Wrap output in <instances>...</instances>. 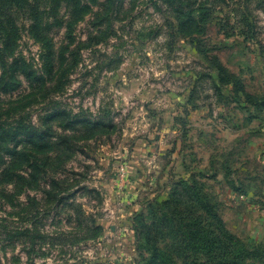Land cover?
<instances>
[{"label": "rangeland", "instance_id": "obj_1", "mask_svg": "<svg viewBox=\"0 0 264 264\" xmlns=\"http://www.w3.org/2000/svg\"><path fill=\"white\" fill-rule=\"evenodd\" d=\"M101 2L0 0V264H264V0Z\"/></svg>", "mask_w": 264, "mask_h": 264}, {"label": "trees", "instance_id": "obj_2", "mask_svg": "<svg viewBox=\"0 0 264 264\" xmlns=\"http://www.w3.org/2000/svg\"><path fill=\"white\" fill-rule=\"evenodd\" d=\"M120 0H105V2H101L100 5H103L105 7V9H107L108 13H104V19L107 18V15H110L111 11H114V9L117 7L116 2ZM163 2H165L169 8L168 11L172 12L175 16V19L179 21L180 24H182L183 27H187V25H189L190 21L193 19L189 13L186 12V8L184 6V4L181 2V0H163ZM78 7L76 8V12L74 11V15L77 13ZM102 15V16H103ZM46 28V26L44 27ZM43 28V29H44ZM8 48V46H7ZM15 128V129H14ZM1 126H0V130H1ZM14 129V130H13ZM6 130L7 129H2ZM13 131V133L15 135L19 134L23 128L22 126H19L18 128L16 127H10L9 131ZM29 136L31 139H34L37 143L39 142H44L45 139L48 137L50 138L51 136V132H50V128H44L42 130H37L34 129L33 131H29L28 132ZM35 134V135H32ZM6 135H4V133H1L0 131V137H4ZM64 146H65V138L62 136H57L56 139L53 142V151L55 153L54 158L56 160H62L64 159L67 155L68 152L70 151L68 148L66 150H64ZM25 155V152L22 154ZM1 157L4 159V155H1ZM27 166H30L31 169L28 170L27 168H25V173H20L18 174V182H23V181H27L30 179L31 176H33L35 174L36 171L40 170L39 165L37 163V161H32L31 163L27 161ZM28 170V171H27ZM29 178V179H28ZM89 192H93V190L88 189ZM45 192H47L48 197L53 200V202L60 207L62 205L66 206V205H72L73 203H67V201L69 200V198L71 196L74 195V193L70 192V188L67 187V185L65 184V181H60V179L53 177V175L49 178V188L45 189ZM71 193V194H70ZM76 207V209L78 210V215H79V219L82 220L84 222V220L88 219V222L90 221V218L86 215V213L84 212V210L82 208H80V206L78 205H73ZM209 206V205H208ZM210 211H212V209H209ZM61 211V210H60ZM212 216L217 218L220 222V227H221V232L224 233L226 239L230 240V241H238V239L236 238V236L234 234H232L227 228L226 226H224V222L223 220L219 217L218 213L214 212L212 213ZM167 222V221H165ZM91 226V228H89ZM90 226L87 227V229L89 228L90 233L94 232V231H99L101 229V227L99 225H97L96 220L93 218ZM31 233V230H30ZM36 236L37 239H46V240H54V242L56 243V240H59V235H66L65 232H61V233H57L58 235L54 234L52 235L51 233H45L42 234L37 228H35V231L33 232ZM193 233H197V231H194V229L189 228V230H187V224H182L180 227V230L177 231L178 235H191ZM23 234V232H22ZM183 242L186 243V241L182 240ZM186 245H190L189 242L186 243ZM149 264H152V262H149ZM162 264V263H160ZM172 264V263H171ZM213 264H237L236 260L234 257H232V259H219V261H214Z\"/></svg>", "mask_w": 264, "mask_h": 264}]
</instances>
